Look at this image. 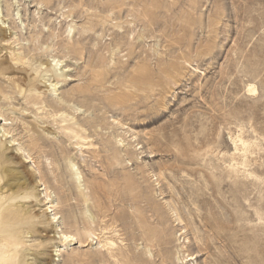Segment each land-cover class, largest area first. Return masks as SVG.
<instances>
[{
  "label": "rangeland",
  "instance_id": "374dc122",
  "mask_svg": "<svg viewBox=\"0 0 264 264\" xmlns=\"http://www.w3.org/2000/svg\"><path fill=\"white\" fill-rule=\"evenodd\" d=\"M0 206L20 264H264V0H0Z\"/></svg>",
  "mask_w": 264,
  "mask_h": 264
},
{
  "label": "bare ground",
  "instance_id": "6f19581e",
  "mask_svg": "<svg viewBox=\"0 0 264 264\" xmlns=\"http://www.w3.org/2000/svg\"><path fill=\"white\" fill-rule=\"evenodd\" d=\"M248 92L254 93L256 92V89L250 87ZM241 143L244 146L242 141ZM8 173L13 174V170H8ZM6 217L7 215L4 214V209H2V206H0V264H20L19 260L17 261L16 259L18 254L17 246L19 245L18 238L9 228L3 227V221ZM57 219L59 220L58 216L53 217V220L56 221ZM89 235L91 237L95 236L91 232H89ZM62 236L65 240H76L74 235L63 234Z\"/></svg>",
  "mask_w": 264,
  "mask_h": 264
}]
</instances>
